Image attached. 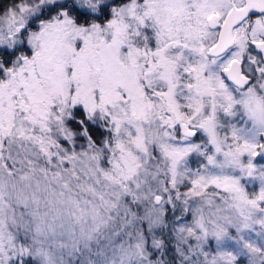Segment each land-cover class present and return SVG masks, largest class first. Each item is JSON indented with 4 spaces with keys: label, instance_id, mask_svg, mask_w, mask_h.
<instances>
[{
    "label": "snow or ice",
    "instance_id": "6c2138e0",
    "mask_svg": "<svg viewBox=\"0 0 264 264\" xmlns=\"http://www.w3.org/2000/svg\"><path fill=\"white\" fill-rule=\"evenodd\" d=\"M0 264H264V0L0 5Z\"/></svg>",
    "mask_w": 264,
    "mask_h": 264
},
{
    "label": "trees",
    "instance_id": "16d2710c",
    "mask_svg": "<svg viewBox=\"0 0 264 264\" xmlns=\"http://www.w3.org/2000/svg\"><path fill=\"white\" fill-rule=\"evenodd\" d=\"M10 2H11V0H0V5H5V4H8ZM167 218H170L168 216V214H167ZM163 235H164L165 238H167L166 242H167V245H168L167 250H166L167 251V255L164 258L165 259H171L172 258V254H173L174 241L171 240V237H170L168 229H164Z\"/></svg>",
    "mask_w": 264,
    "mask_h": 264
},
{
    "label": "rangeland",
    "instance_id": "374dc122",
    "mask_svg": "<svg viewBox=\"0 0 264 264\" xmlns=\"http://www.w3.org/2000/svg\"><path fill=\"white\" fill-rule=\"evenodd\" d=\"M181 191H184V189L183 188H181ZM168 207H170V206H168ZM167 214H168V216L171 218V213L169 212V213H166V216H167ZM169 218V219H170ZM159 235V234H158ZM157 255H159V253H157Z\"/></svg>",
    "mask_w": 264,
    "mask_h": 264
}]
</instances>
